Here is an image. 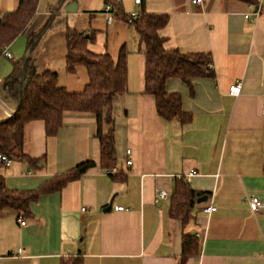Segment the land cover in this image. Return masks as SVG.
<instances>
[{
  "label": "crops",
  "instance_id": "1",
  "mask_svg": "<svg viewBox=\"0 0 264 264\" xmlns=\"http://www.w3.org/2000/svg\"><path fill=\"white\" fill-rule=\"evenodd\" d=\"M18 2L0 0V8L12 11ZM107 3L118 10L110 22ZM141 10L168 15L160 30L166 47L207 53L212 62L214 75L192 78L191 86L178 78L165 83L168 92L180 94L182 110L191 114L188 123L160 117L154 97L144 92V56L134 26L125 20ZM68 28L92 34L87 48L93 53L107 52L116 61L122 48L127 52V91L112 101L118 176L99 163L92 114L66 112L53 136L46 135L43 121L27 123L23 151L41 161L0 165L8 188L34 190L82 161L95 165L39 196L25 217L0 212V264L74 258L81 264H177L184 233L195 234L199 243L185 264H264V0H39L26 31L6 46L11 58L0 59V99L14 109L3 80L11 62L27 53L36 71H55L67 91L84 89L86 67L66 71ZM42 30L27 51L30 37ZM237 82L239 94H229ZM176 176L205 198L196 200L185 223L169 212ZM157 189L168 197L155 201ZM252 196L262 203L257 211L249 208ZM208 205L215 207L209 214L202 211Z\"/></svg>",
  "mask_w": 264,
  "mask_h": 264
},
{
  "label": "trees",
  "instance_id": "2",
  "mask_svg": "<svg viewBox=\"0 0 264 264\" xmlns=\"http://www.w3.org/2000/svg\"><path fill=\"white\" fill-rule=\"evenodd\" d=\"M241 1L255 3V0ZM38 3L39 0H19L15 10L2 11L0 8V59L4 56V48L26 31L35 16ZM128 16H125L126 21ZM167 22L168 15L165 13L141 10L129 23L138 34V50L144 56V92L154 97L156 112L160 117L185 124L191 120V114L182 110L179 93L166 90V81L178 78L191 86L192 78L213 76L214 73L207 67V53L181 52L177 48L166 47V38L160 34V30ZM43 30L30 37L27 51L31 52L35 48ZM65 38L66 71L73 72L77 65L85 66L88 83L80 92H69L58 84L55 71H36L31 57L24 55L12 61V70L3 80V89L8 102L14 105L15 113L13 117L0 121V155L35 166L41 159L23 151L24 126L34 120H41L46 135L53 136L66 112H88L96 121L94 135L100 145L99 163L108 172L117 164L112 101L116 95L127 91V52L122 48L114 61L107 52L96 54L87 48L88 42L93 39L92 34L86 37L85 32L68 28ZM94 165L93 160L82 161L34 190L10 189L0 177V212L11 210L19 218L25 217L30 213L31 202L42 194L60 190ZM108 174L114 178L118 176L116 173ZM199 197L200 193L192 189L184 176H176L170 198L171 217L185 223L191 217ZM198 250L197 236L184 233L177 264H185ZM60 264H81V259H65Z\"/></svg>",
  "mask_w": 264,
  "mask_h": 264
},
{
  "label": "built area",
  "instance_id": "3",
  "mask_svg": "<svg viewBox=\"0 0 264 264\" xmlns=\"http://www.w3.org/2000/svg\"><path fill=\"white\" fill-rule=\"evenodd\" d=\"M114 1L116 4H120V2H121V0H114ZM201 2H202V0H192V3H194V4H200ZM135 3H140V0H135ZM104 13L106 15L107 21L110 22L114 18L115 13H118V10H117V8H114L112 3H107L104 7ZM128 15L129 16H128L127 22H130L134 17H136L137 13H130ZM3 55H4V57L11 58V53L7 50V47L4 48ZM207 67L208 68L212 67V62L210 59H208V61H207ZM228 92L231 95H238L240 92V83L237 82V83L230 85ZM0 108H1L3 114L6 118L13 117L15 110L10 106V104H8L3 99H0ZM130 155H131V150L127 149L126 150V161H125L126 165H130L132 163ZM0 161L4 166H9L12 162V160L9 159L6 155H0ZM115 172H116L115 167L111 168L108 171V173H115ZM193 174H194V171H191L188 173L187 176H192ZM167 197H168V195H167V192L165 190L157 189L156 193L154 195V200L158 201L159 199H166ZM248 205L252 211H257L262 207L261 201L257 197H253V196L248 199ZM118 209H122V207H118ZM82 210H83V208H82ZM214 210H215V207L210 206V205L202 208V211L205 213H208V214L213 212ZM24 223L25 222L23 220L20 221L21 225H23ZM18 252L20 253L21 250H19Z\"/></svg>",
  "mask_w": 264,
  "mask_h": 264
},
{
  "label": "water",
  "instance_id": "4",
  "mask_svg": "<svg viewBox=\"0 0 264 264\" xmlns=\"http://www.w3.org/2000/svg\"><path fill=\"white\" fill-rule=\"evenodd\" d=\"M85 36L87 37L88 34L86 33ZM29 56H30V53H27V54H26V57H29ZM202 200H205V198L203 197L202 199H198L197 201L200 202V201H202ZM110 203H111V202H110ZM110 203H109V206H110ZM107 208H109V207H107Z\"/></svg>",
  "mask_w": 264,
  "mask_h": 264
}]
</instances>
